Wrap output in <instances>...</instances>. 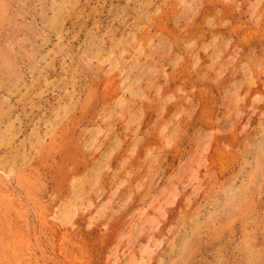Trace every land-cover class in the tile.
Wrapping results in <instances>:
<instances>
[{
	"label": "rangeland",
	"instance_id": "obj_1",
	"mask_svg": "<svg viewBox=\"0 0 264 264\" xmlns=\"http://www.w3.org/2000/svg\"><path fill=\"white\" fill-rule=\"evenodd\" d=\"M0 264H264V0H0Z\"/></svg>",
	"mask_w": 264,
	"mask_h": 264
},
{
	"label": "bare ground",
	"instance_id": "obj_2",
	"mask_svg": "<svg viewBox=\"0 0 264 264\" xmlns=\"http://www.w3.org/2000/svg\"><path fill=\"white\" fill-rule=\"evenodd\" d=\"M22 175V174H21ZM41 212V211H40ZM12 260V259H11Z\"/></svg>",
	"mask_w": 264,
	"mask_h": 264
}]
</instances>
